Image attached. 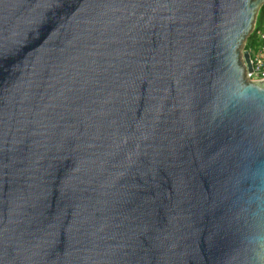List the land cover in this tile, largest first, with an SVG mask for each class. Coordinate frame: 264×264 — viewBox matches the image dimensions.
I'll list each match as a JSON object with an SVG mask.
<instances>
[{
    "label": "water",
    "instance_id": "obj_1",
    "mask_svg": "<svg viewBox=\"0 0 264 264\" xmlns=\"http://www.w3.org/2000/svg\"><path fill=\"white\" fill-rule=\"evenodd\" d=\"M264 0H0V264H264Z\"/></svg>",
    "mask_w": 264,
    "mask_h": 264
},
{
    "label": "built area",
    "instance_id": "obj_2",
    "mask_svg": "<svg viewBox=\"0 0 264 264\" xmlns=\"http://www.w3.org/2000/svg\"><path fill=\"white\" fill-rule=\"evenodd\" d=\"M256 21V20H255ZM255 29V22L253 24L252 30ZM258 44L255 49L247 50L250 56V64L252 67L251 72H247V77L252 81H259L264 79V24L257 30Z\"/></svg>",
    "mask_w": 264,
    "mask_h": 264
},
{
    "label": "trees",
    "instance_id": "obj_3",
    "mask_svg": "<svg viewBox=\"0 0 264 264\" xmlns=\"http://www.w3.org/2000/svg\"><path fill=\"white\" fill-rule=\"evenodd\" d=\"M255 20V29L245 39L244 49L247 50L255 49L258 44L257 30L264 24V3L259 7Z\"/></svg>",
    "mask_w": 264,
    "mask_h": 264
},
{
    "label": "rangeland",
    "instance_id": "obj_4",
    "mask_svg": "<svg viewBox=\"0 0 264 264\" xmlns=\"http://www.w3.org/2000/svg\"><path fill=\"white\" fill-rule=\"evenodd\" d=\"M244 43H245V41H244ZM244 43H243L242 46L240 47L241 54H242V50L244 49Z\"/></svg>",
    "mask_w": 264,
    "mask_h": 264
}]
</instances>
